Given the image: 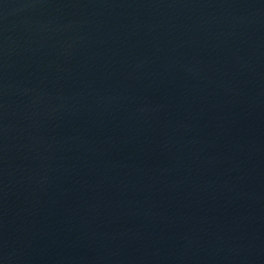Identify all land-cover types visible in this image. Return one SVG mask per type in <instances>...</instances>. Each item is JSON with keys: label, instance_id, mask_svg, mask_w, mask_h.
I'll list each match as a JSON object with an SVG mask.
<instances>
[{"label": "water", "instance_id": "water-1", "mask_svg": "<svg viewBox=\"0 0 264 264\" xmlns=\"http://www.w3.org/2000/svg\"><path fill=\"white\" fill-rule=\"evenodd\" d=\"M0 264H264V0H0Z\"/></svg>", "mask_w": 264, "mask_h": 264}]
</instances>
